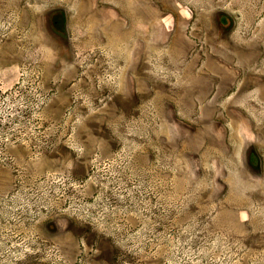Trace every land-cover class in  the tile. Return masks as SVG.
Masks as SVG:
<instances>
[{"label":"rangeland","instance_id":"374dc122","mask_svg":"<svg viewBox=\"0 0 264 264\" xmlns=\"http://www.w3.org/2000/svg\"><path fill=\"white\" fill-rule=\"evenodd\" d=\"M0 264H264V0H0Z\"/></svg>","mask_w":264,"mask_h":264},{"label":"bare ground","instance_id":"6f19581e","mask_svg":"<svg viewBox=\"0 0 264 264\" xmlns=\"http://www.w3.org/2000/svg\"><path fill=\"white\" fill-rule=\"evenodd\" d=\"M222 92H223V91H222ZM222 92H221V93H222Z\"/></svg>","mask_w":264,"mask_h":264}]
</instances>
